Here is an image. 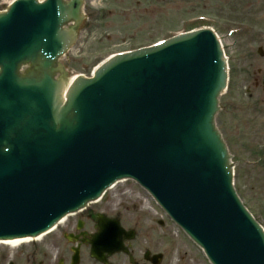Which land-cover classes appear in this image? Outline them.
Returning a JSON list of instances; mask_svg holds the SVG:
<instances>
[{
  "label": "water",
  "instance_id": "obj_1",
  "mask_svg": "<svg viewBox=\"0 0 264 264\" xmlns=\"http://www.w3.org/2000/svg\"><path fill=\"white\" fill-rule=\"evenodd\" d=\"M80 2L18 0L0 14V236L41 232L130 175L215 264H264V237L234 197L213 128L225 83L214 37L202 30L117 57L63 99L53 64Z\"/></svg>",
  "mask_w": 264,
  "mask_h": 264
},
{
  "label": "rangeland",
  "instance_id": "obj_2",
  "mask_svg": "<svg viewBox=\"0 0 264 264\" xmlns=\"http://www.w3.org/2000/svg\"><path fill=\"white\" fill-rule=\"evenodd\" d=\"M150 1L84 0V19L78 27L76 41L62 58L66 74L68 76L77 73L89 75L95 65L114 51L151 43L172 33L202 24L205 22L204 20L211 18L208 16L197 17L199 13L208 14V12L196 10L195 3L188 0H169L168 6L157 4L153 0L152 12L145 13L143 7L147 6ZM146 9L148 8L146 7ZM208 23L216 27L214 21H208ZM218 33L223 44L228 45L230 38L225 37V29L220 28ZM234 80L235 76H232L229 90L234 88ZM229 90L227 94L220 97V105H223L229 98L231 94H228ZM223 108L225 107L221 106L219 115H222ZM240 114H242V118L238 120L236 126L240 129L239 137L244 134L245 138H248L247 133L254 126L258 113L248 110L235 113L237 116ZM241 120H243V125L245 123L244 126L241 125ZM228 139L235 162V188L257 219L261 221V175L256 166H251L244 160L247 148L236 147L237 138H233L232 134L230 137L228 135ZM244 144V142L241 144L242 147ZM91 206L102 207L108 213H116L124 227H134L139 234H162L163 240L149 238L152 240L154 248H161V243L164 244V247L168 245L163 264H209L202 252L163 214L147 193L131 180L119 182L114 187L107 189L101 199L92 203ZM160 220L162 224L159 223ZM50 237L49 234L42 240L24 243L18 247L0 244V254L9 255L12 251L28 249L40 245L41 242L44 244ZM140 238L141 236L137 239ZM7 259L8 256L5 257V260ZM82 264H89V262L84 261Z\"/></svg>",
  "mask_w": 264,
  "mask_h": 264
},
{
  "label": "flooded vegetation",
  "instance_id": "obj_3",
  "mask_svg": "<svg viewBox=\"0 0 264 264\" xmlns=\"http://www.w3.org/2000/svg\"><path fill=\"white\" fill-rule=\"evenodd\" d=\"M200 2L204 1L205 3H208L209 6L213 9H217L218 8V3L220 2V6L222 8H229L230 6H233L235 3L234 1H237L238 3H244V2H248L250 3V0H198ZM254 1L255 5H257L259 7V15H261V6H264V0H252ZM260 26H261V19H260ZM260 45H261V39H260ZM249 50H248V54L246 55L248 58V61L250 63V65L255 66L258 65V67L255 70H251L252 67L250 68V72L247 71H243L242 75L245 76V79H248L250 81V83L254 86L259 88L260 94L258 96L257 101L259 102L260 105V110L261 107L264 108V87L262 85L261 82V75H262V71L264 70V60L261 61V58H263L264 56L261 57V53H260V58H255L254 57V49L252 48L251 45H249ZM244 70H246V67L244 68ZM264 117V116H263ZM260 156H261V175L264 176V121L261 122V138H260ZM84 216H88V217H94L90 212H86ZM85 229V227L87 226V223L85 221H72L66 224V227H68L72 232L73 235L72 237L75 239L76 244L81 248L82 243L86 240V234L83 233V231H80L77 228V225H79ZM64 256L65 253L63 254ZM114 255L116 254H111L109 256H107V260L110 262V264H116V258L114 257ZM30 264H34L35 260L34 259H30L29 260ZM59 264H64V260L62 258H60L58 260ZM134 264H145L142 263V261H139L137 259H133ZM52 264H56V259L53 260ZM101 264V263H99Z\"/></svg>",
  "mask_w": 264,
  "mask_h": 264
},
{
  "label": "bare ground",
  "instance_id": "obj_4",
  "mask_svg": "<svg viewBox=\"0 0 264 264\" xmlns=\"http://www.w3.org/2000/svg\"><path fill=\"white\" fill-rule=\"evenodd\" d=\"M70 80H69V82H70ZM37 238H39V237H37ZM29 240H30V238H18V239H11V240H6V241H0V243H4V244L10 245V246H17L18 244H21L23 242H27Z\"/></svg>",
  "mask_w": 264,
  "mask_h": 264
}]
</instances>
